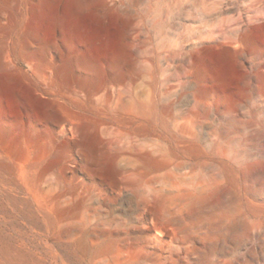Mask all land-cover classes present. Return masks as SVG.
I'll return each mask as SVG.
<instances>
[{"label":"rangeland","instance_id":"1","mask_svg":"<svg viewBox=\"0 0 264 264\" xmlns=\"http://www.w3.org/2000/svg\"><path fill=\"white\" fill-rule=\"evenodd\" d=\"M1 7L0 264H264V0Z\"/></svg>","mask_w":264,"mask_h":264},{"label":"bare ground","instance_id":"2","mask_svg":"<svg viewBox=\"0 0 264 264\" xmlns=\"http://www.w3.org/2000/svg\"><path fill=\"white\" fill-rule=\"evenodd\" d=\"M7 3L11 0H5ZM31 3H30V7L29 9H31ZM4 13V8H0V14L2 15ZM12 21H13V18L8 20L7 23H3L2 20L0 19V33H4L8 30V28L10 26H12ZM16 42H14L13 44L9 45L8 46V53L6 55V57H9L12 55V51H15L16 50ZM2 50V46H0V51ZM0 65H2L0 63ZM62 109H66L64 106H60ZM71 116L70 115H65V118L66 120L69 121V126H70V130L74 133V134H77L79 133L80 131L83 130V133H85V129H87L86 126H83L81 123L77 122L75 120V118H70ZM115 160V156H109L107 158H104L102 161H101V170H102V175H106V176H112L114 174V165H113V161ZM155 163V162H154ZM149 210V209H148ZM151 211V210H150ZM178 232V231H177Z\"/></svg>","mask_w":264,"mask_h":264}]
</instances>
